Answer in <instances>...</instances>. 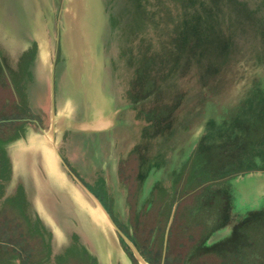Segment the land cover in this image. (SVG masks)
Segmentation results:
<instances>
[{"label": "rangeland", "instance_id": "rangeland-1", "mask_svg": "<svg viewBox=\"0 0 264 264\" xmlns=\"http://www.w3.org/2000/svg\"><path fill=\"white\" fill-rule=\"evenodd\" d=\"M72 1L0 0L1 263L100 264L97 244L108 248L94 226L104 216L70 217L65 198L58 202L68 213L59 219L75 232L63 233L72 244L62 262H50L55 234L32 215L31 176L24 190L25 174H14L7 158L26 131L43 130L51 140L52 64L54 122H63L64 110L69 120L82 116L84 98L67 78L70 53L75 66L100 65V91L108 94L111 76L117 105L126 108L105 133L54 124L66 175L98 201L86 199L91 212L102 207L146 264H264L262 155L255 170L243 168L253 166L244 161L253 151L248 145L264 143L255 119H264V0ZM228 133L232 142L224 141ZM224 152L233 162H224ZM43 153L25 160L52 159ZM116 237L131 264H140Z\"/></svg>", "mask_w": 264, "mask_h": 264}, {"label": "crops", "instance_id": "crops-1", "mask_svg": "<svg viewBox=\"0 0 264 264\" xmlns=\"http://www.w3.org/2000/svg\"><path fill=\"white\" fill-rule=\"evenodd\" d=\"M86 66H88V68H86ZM79 69H82L81 74H74L73 76H68L67 74V78L68 80H71V77L74 78V80L72 79L71 81V85L73 86L72 89L76 87V89L82 93L85 103H83L84 112L79 119L75 120L72 118L69 120L66 118V113L68 111L64 110L62 115H60L63 119V122H61L60 119L57 123H55V125L59 126L61 123L62 126H60L62 129H72L85 134H99L103 132L105 133L106 131L108 132L110 129H113L116 126L118 116L122 111L124 112L126 108L117 105L119 98L117 97V94L115 95L113 88H111V76H109L108 80V94L100 91V65L97 67L92 63L87 65L84 64V66L79 67ZM95 69L98 70L97 74L99 79L95 76ZM62 73L64 74V71H62ZM65 80L66 77H63L61 79V83H63ZM81 82H84V84L82 85ZM61 88L65 89V87L62 85L60 86V93H62L60 90ZM67 98L64 100L66 102L65 104L71 103V98L70 100H67ZM66 109H68V106ZM127 113H129L128 110ZM75 124H77L78 127H74L73 125ZM49 132L51 135V140L43 130H40V133L36 135L30 131H26L24 139L26 140L25 143L22 139L20 140L22 142L21 144L19 140H16L14 144H11L7 149V158L14 174L17 173V169L20 168L22 170V174H25V180L27 178L29 179L31 176V179L29 180H32V184L35 186H31L35 193V195L31 198V202L33 204V206L32 204L31 206L34 207V210L32 209V215L41 223L40 227H42L45 232H54L56 237L54 236V238H50V248L52 251V259L50 262L61 263L63 250L67 249L72 244L70 233L67 235L63 233H74L75 227L71 226L72 224L69 225L66 222L62 223L61 219H59L63 213H65V215L68 213V209L63 211L62 206L58 201L62 199L65 200L66 198L71 202V211L69 212L70 217H81L83 215L89 216L97 214L102 215L103 213L97 211L98 207L96 208V206L93 207L94 211L92 210L91 212L90 203H87L86 199H91L94 203H96L97 199L92 197V195L89 193L83 192L81 188L76 186V184H74V182L66 175L64 170L65 167L61 162L62 160H60V157L56 152V146L58 145L55 135L58 133V130L55 128L53 132ZM53 140L56 142L55 144L53 143ZM39 152H44L43 154L45 156H49L50 158L52 156V159L50 160L47 158L39 161L25 160L26 156H28L27 154H30L33 158V156ZM116 166L117 162L115 161L113 166L114 171L117 168ZM28 181H25L24 190H26V184ZM16 183L17 182L15 180L11 182L10 189H14ZM94 226L97 228L96 222H94ZM98 227L100 228L101 232V240L104 241L108 247H100V245L97 244V248H99V257L97 258L98 263L131 264L129 257H127V255L122 250V247H120V243L118 242L117 237L114 235L113 230L103 224L98 225ZM88 228L89 225L88 227L82 229H86L85 232H88ZM79 229L81 230V228ZM78 248L82 247L78 246Z\"/></svg>", "mask_w": 264, "mask_h": 264}, {"label": "water", "instance_id": "water-1", "mask_svg": "<svg viewBox=\"0 0 264 264\" xmlns=\"http://www.w3.org/2000/svg\"><path fill=\"white\" fill-rule=\"evenodd\" d=\"M77 0H73L72 1V3L74 4V2H76ZM101 18V17H100ZM84 41V40H83ZM62 43V42H61ZM62 47H63V45H62ZM82 49V47H78V50H81ZM87 49V47H85V50ZM66 50H68V49H66ZM78 55V54H77ZM79 55H81V54H79ZM87 56V55H86ZM86 56H84V57H86ZM67 58H68V60H67V66H66V68H67V74H68V76H73L74 74H81V70L82 69H79V67H83L84 66V64L85 65H87V64H91L90 62H86V63H81V61L79 62V64H77V66H75L76 64H74L75 62H76V58L77 57H75L74 55L73 56H71V54L69 53V55H67ZM79 59V58H78ZM75 60V61H74ZM93 64V63H92ZM83 65V66H82ZM53 69H54V66H53V64L51 65V70H50V88H49V90H50V105H51V108H50V110H51V120H52V124H51V127H50V131H54V129H55V126H54V124H55V122H54V109H55V106H54V100H53V98H54V92H53ZM72 79L74 80V78H72L71 77V81H72ZM261 81V83H259V85H261V86H263V82H264V77H263V79H261L260 80ZM259 82V81H258ZM258 85V86H259ZM261 88H263V87H261ZM254 96V95H253ZM254 98V97H253ZM249 101H252L251 100V98L249 99ZM243 109V108H242ZM238 111V110H237ZM236 111V112H237ZM239 112V111H238ZM237 112V113H238ZM236 113V114H237ZM235 113H233L232 115H234ZM228 123V122H227ZM230 125V124H229ZM74 127H78V125L77 124H75V125H73ZM72 126V127H73ZM93 197V196H92ZM96 202H98L97 200H96ZM100 209H99V211L101 212V213H103L102 215H101V217H103V219H102V221H100L99 222V224H97V225H100V224H103V225H105V226H108V227H110L112 230H113V233H114V235L116 236V233H118L119 234V236L126 242V244L129 246V248H130V250L132 251V253H133V255H134V257L137 259V261L140 263V264H146L145 263V261H144V259L140 256V254H139V252L137 251V249L135 248V246L132 244V242L115 226V224L113 223V221L110 219V217L108 216V214L104 211V209H102V207H99ZM163 259H164V254H163V257H162V263H163Z\"/></svg>", "mask_w": 264, "mask_h": 264}, {"label": "trees", "instance_id": "trees-1", "mask_svg": "<svg viewBox=\"0 0 264 264\" xmlns=\"http://www.w3.org/2000/svg\"><path fill=\"white\" fill-rule=\"evenodd\" d=\"M2 70V69H1ZM264 86H263V89H262V93L261 94H264ZM256 94H254V96H255ZM260 96V95H259ZM261 96H264V95H261ZM244 116V115H243ZM256 117V116H255ZM254 117V118H255ZM244 119V120H243ZM256 120H257V124H259L260 126H262V127H264V119H262V118H255ZM247 119H245L244 117H242V118H240V119H238V125L236 126L237 128H240V130H239V132L240 133H243L244 132V129H243V125H244V123H245V121H246ZM243 121V122H242ZM236 129V128H235ZM237 130V129H236ZM233 132H234V130H233ZM232 132V133H233ZM238 132V133H239ZM239 133V134H240ZM224 141H230V142H232V140H231V135L228 133V134H226V135H224ZM222 142V141H221ZM220 144H222V143H220ZM261 144H264V143H262V142H256V143H254V144H250V145H248L250 148H251V150H253L252 152H251V154H250V156L249 157H247V158H244V161L247 163V162H250L253 166H251V165H249L248 163H247V165L246 166H243V168H244V172L245 171H249V170H255L254 168L255 167H257V166H254V165H256V157L258 156L259 158H260V156L262 155V163H264V147H262V145ZM205 144H201L200 143V147L201 146H204ZM224 144H222V145H219L220 146V148H222V149H226V147L225 146H223ZM206 146V145H205ZM213 146V145H212ZM256 152H258V153H256ZM241 153L242 152H240L239 154H238V157L236 158V160L238 159V158H240L241 157ZM224 154V162L226 161V160H228L230 163L231 162H233V157H231L230 156V154H228V152H224L223 153ZM260 156H259V155ZM261 159V158H260ZM239 163H240V161L239 160H237ZM263 166H264V164H263ZM221 169H222V172H224V170H225V168H223V167H220ZM238 168V167H237ZM240 168H242V165H241V167ZM225 171H228V170H225ZM230 172L232 171V169L231 170H229ZM225 218H226V213H225ZM226 223H227V221L225 222L224 221V223H222L221 224V226H218L217 228H223V227H226ZM241 222H239L238 224H240ZM217 228L214 230V231H216L217 230ZM235 228V227H234ZM235 231V230H234ZM212 234V233H211Z\"/></svg>", "mask_w": 264, "mask_h": 264}, {"label": "flooded vegetation", "instance_id": "flooded-vegetation-1", "mask_svg": "<svg viewBox=\"0 0 264 264\" xmlns=\"http://www.w3.org/2000/svg\"><path fill=\"white\" fill-rule=\"evenodd\" d=\"M145 178H146V176H145ZM7 190H8V192L11 194L12 193V191H13V189H10V185H8V188H7ZM122 232L124 233V235H126V237L132 242V244L135 246V248L137 249V251H139L138 250V247H137V245L135 244V241L134 240H132V238H131V236H129V234H127V232L126 231H124V229L122 230ZM123 240V239H122ZM1 242H3L2 240H0ZM15 242V241H14ZM123 243H125L126 244V242L123 240ZM127 245V244H126ZM11 249L12 250H16V248H15V246H11ZM14 258H12V259H9V261H7V262H5V264H15L14 262H16V258L13 260ZM11 260H13L14 262H11ZM144 260H146V261H148L145 257H144ZM1 262H3V261H1V259H0V264H4V263H1ZM148 262H150V261H148ZM25 264L26 263V261H24V259H22V261L20 260V264ZM27 264V263H26Z\"/></svg>", "mask_w": 264, "mask_h": 264}, {"label": "bare ground", "instance_id": "bare-ground-1", "mask_svg": "<svg viewBox=\"0 0 264 264\" xmlns=\"http://www.w3.org/2000/svg\"><path fill=\"white\" fill-rule=\"evenodd\" d=\"M78 1H79V0H78ZM76 2H77V1H76ZM78 4H79V3H78ZM78 4H77V5H78ZM80 6H81V5H80ZM77 7H78V6H77ZM77 7H76V9H77ZM79 9H80V8H79ZM78 12H79V10H78ZM78 12H77V13H78ZM80 13H82V12H80ZM80 13H79V14H80ZM77 18H78V17H77ZM78 20H79V19H78ZM77 22H78V21H77ZM79 22H80V21H79ZM104 22H105V21H104ZM77 24H78V23H77ZM99 26H100V25H99ZM103 26H104V25H103ZM70 27H71V26H70ZM79 27H80V24H79ZM72 29H73V27H72ZM72 29H71V31H72ZM78 31H79V30H78ZM73 32H74V31H73ZM83 32H84V31H83ZM95 33H96V32H95ZM77 34H78V32H77ZM77 34H76V35H77ZM78 35H79V34H78ZM82 35H83V34H82ZM78 37L80 38L81 36H78ZM66 38H67V37H66ZM70 38H72V37H69L68 40H69ZM64 39H65V38H64ZM76 39H77V38H76ZM70 40H74V39H70ZM80 41H82V40H80ZM85 42H86V41H85ZM64 43H66V41H64ZM77 43H78V42H77ZM79 43H80V42H79ZM86 43H87V42H86ZM16 45H17V44H16ZM83 45H84V44H83ZM83 45H82V46H83ZM66 46H67V45H66ZM77 46H78V44H77ZM72 47H73V45H72ZM78 47H79V46H78ZM17 48H18V47H17ZM74 48H75V47H74ZM74 48H72V49H74ZM76 49H77V48H76ZM44 50H45V49H44ZM77 50H78V49H77ZM77 50H76V51H77ZM10 52H12V50H11ZM69 52H70V51H69ZM13 53H14V52H13ZM44 53H45V52H44ZM71 53H73V52H71ZM45 54H46V53H45ZM10 55H11V53H10ZM14 55H15V54H14ZM39 55H40V54H39ZM41 56H42V55H41ZM44 56H45V55H44ZM39 58L41 59L42 57H39ZM43 61H44V60H43ZM47 142H48V141H47ZM52 146H53V145H52ZM24 149H25V148H24ZM24 149H23V150H24ZM29 149H30V148H29ZM51 149H52V148H51ZM23 150H22V151H23ZM26 150H28V149H26ZM28 151H31V150H28ZM53 152H54V151H53ZM27 155H28V154H27ZM29 156H30V155H29ZM26 157H27V156H26ZM83 167H84V166H83ZM88 168H89V167H88ZM78 169H79V168H78ZM81 169H82V168H81ZM82 170H83V169H82ZM81 172H82V171H81ZM84 176H85V175H84ZM253 199H255V198H253ZM45 221H46V220H45ZM47 221H48V219H47ZM47 226H48V225H47ZM50 226H51V223H50ZM55 237H56V236H55ZM56 239H57V238H56ZM114 239H115V238H114ZM115 241H116V240H115ZM54 243H55V242H54ZM115 249H116V248H115Z\"/></svg>", "mask_w": 264, "mask_h": 264}]
</instances>
